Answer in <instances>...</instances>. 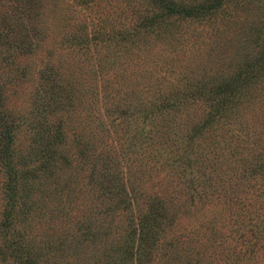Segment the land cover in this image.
I'll return each mask as SVG.
<instances>
[{
    "label": "rangeland",
    "instance_id": "1",
    "mask_svg": "<svg viewBox=\"0 0 264 264\" xmlns=\"http://www.w3.org/2000/svg\"><path fill=\"white\" fill-rule=\"evenodd\" d=\"M0 264H264V0H0Z\"/></svg>",
    "mask_w": 264,
    "mask_h": 264
},
{
    "label": "trees",
    "instance_id": "2",
    "mask_svg": "<svg viewBox=\"0 0 264 264\" xmlns=\"http://www.w3.org/2000/svg\"><path fill=\"white\" fill-rule=\"evenodd\" d=\"M240 87V85H236V86H232L233 89H238Z\"/></svg>",
    "mask_w": 264,
    "mask_h": 264
}]
</instances>
